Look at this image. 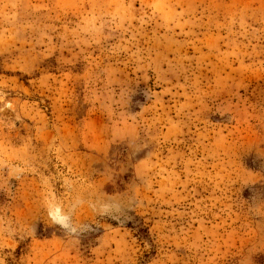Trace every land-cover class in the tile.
Wrapping results in <instances>:
<instances>
[{"label":"rangeland","instance_id":"obj_1","mask_svg":"<svg viewBox=\"0 0 264 264\" xmlns=\"http://www.w3.org/2000/svg\"><path fill=\"white\" fill-rule=\"evenodd\" d=\"M0 93V264H264V0H0Z\"/></svg>","mask_w":264,"mask_h":264},{"label":"clouds","instance_id":"obj_2","mask_svg":"<svg viewBox=\"0 0 264 264\" xmlns=\"http://www.w3.org/2000/svg\"><path fill=\"white\" fill-rule=\"evenodd\" d=\"M3 95V93H0ZM0 105L3 102L0 101ZM12 105L9 102L7 105L0 106V111H11ZM133 153L140 151L142 148L132 143L129 145ZM23 173L16 174L19 178ZM65 190L71 193L67 202L61 199L55 192L52 194L45 193L43 200V210L46 214L47 220L51 226L58 227L66 237L73 240H78L80 236L93 230L91 223L87 221H77L75 219L76 212L84 206H87L96 217H108L113 220L120 221L121 218L126 217L127 213L132 210L130 199L124 197H106L99 201L92 203H85V201L78 195L73 194L74 185L71 182L64 184ZM15 224L13 221L0 216V232L9 235H15L13 231ZM29 231L34 233V226H30Z\"/></svg>","mask_w":264,"mask_h":264}]
</instances>
